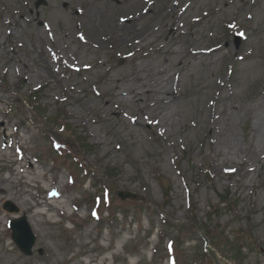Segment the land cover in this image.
I'll return each mask as SVG.
<instances>
[{
    "label": "rangeland",
    "instance_id": "obj_1",
    "mask_svg": "<svg viewBox=\"0 0 264 264\" xmlns=\"http://www.w3.org/2000/svg\"><path fill=\"white\" fill-rule=\"evenodd\" d=\"M36 1L0 0V264H214L207 241L222 264H264L253 120L236 128L242 162L218 146L221 118L204 112L264 105V0H151L174 12L148 19L163 30L140 50L85 40L88 13L118 18L113 0ZM173 27L182 50L209 55L181 71L157 51ZM142 64L176 74L172 131L117 95L115 81L124 91ZM23 217L31 256L12 239Z\"/></svg>",
    "mask_w": 264,
    "mask_h": 264
},
{
    "label": "bare ground",
    "instance_id": "obj_2",
    "mask_svg": "<svg viewBox=\"0 0 264 264\" xmlns=\"http://www.w3.org/2000/svg\"><path fill=\"white\" fill-rule=\"evenodd\" d=\"M113 2L120 12L117 14V19H115V17H107L104 14L98 15L95 12L88 13L86 16V27L89 30V35L85 40L94 48H99L105 43H109L115 46L116 49H118V47H125L126 49L140 50L149 43L159 40L160 35L158 33H161L163 30L164 24L163 26H155L154 28L147 25L150 24V22L145 24L148 19H151L152 16L158 18L166 13L174 12V4L172 8H154V3L151 0H144L143 8H145V11H142V13L136 9V6H139V2H142V0H113ZM171 2L174 1L171 0ZM176 37H178L176 28H170L169 33H167L164 39L165 44L157 51L168 52L171 56L176 58L179 62L178 67L182 68L181 71L187 68L186 64L191 65L192 60H197L198 57L202 59L209 55L196 47L190 50H188L189 47H187L182 50V46L187 42V38L182 37L177 40ZM219 50L220 49L216 51ZM216 51L213 50L211 52L216 53ZM143 57V55H137L136 59H142ZM39 58L46 59L45 53H42ZM212 58L214 59L215 56H212ZM69 59L75 60L73 57H69ZM165 61L169 66L173 64L171 59H165ZM49 63L50 61L48 62L45 60V65L42 68L44 70L43 74L47 76L52 74ZM130 70L131 78L128 81H131V84L124 87L126 88L124 91L119 88L122 82L118 83L119 81H115L117 95L130 97V101L138 106V116L140 119L144 113H147L151 117L159 119V124H162L163 128L166 130L172 131L175 129L177 126L174 117L179 111L177 104L178 94H174L172 85L173 83L176 84V74L172 81L168 73L165 76L160 74L163 72L162 68L154 71L152 66L142 64ZM40 74L41 71L38 72V75ZM127 78H129V76ZM126 102H128V100H126ZM204 112L205 114H212L213 119L218 120V118H221V121L218 123H220L222 134L219 135L218 146H220V149L231 158L236 157L241 159L240 153L242 154L237 148V144L239 143L236 133L237 126L242 123V120H253V128L249 132V148L251 152L255 151L258 153L257 162L264 167L263 104L251 110L248 108H236L233 104H228L224 109H215L213 111L209 107H205ZM148 115H143V117L149 120ZM149 122L151 125L153 124V121L151 122V120H149ZM8 146V141L7 143L3 141L0 147L6 148ZM241 160L243 162V159Z\"/></svg>",
    "mask_w": 264,
    "mask_h": 264
},
{
    "label": "water",
    "instance_id": "obj_3",
    "mask_svg": "<svg viewBox=\"0 0 264 264\" xmlns=\"http://www.w3.org/2000/svg\"><path fill=\"white\" fill-rule=\"evenodd\" d=\"M46 4H47L46 0H37L36 7H39L40 5H46ZM120 196L123 200H127V199L135 200L136 199V195L128 193V192L120 193ZM5 209L13 210L15 212L18 211V209L14 207V205L10 202L6 203ZM12 228L14 232L13 239L15 240L17 245L26 255H31L33 246L35 244V237L32 234L27 224L26 219L23 218L21 220L14 221L12 223ZM209 254L211 258L213 259L214 264H222L213 250H211Z\"/></svg>",
    "mask_w": 264,
    "mask_h": 264
},
{
    "label": "trees",
    "instance_id": "obj_4",
    "mask_svg": "<svg viewBox=\"0 0 264 264\" xmlns=\"http://www.w3.org/2000/svg\"><path fill=\"white\" fill-rule=\"evenodd\" d=\"M107 176L110 177L108 174H107ZM221 202L223 204H226L227 206L231 204V202L229 203V201L226 198H224V197L221 199ZM231 205H233V204H231ZM237 257H239V256H237Z\"/></svg>",
    "mask_w": 264,
    "mask_h": 264
}]
</instances>
